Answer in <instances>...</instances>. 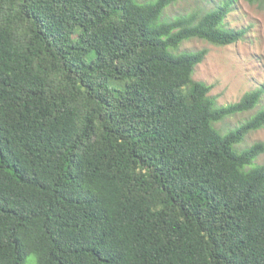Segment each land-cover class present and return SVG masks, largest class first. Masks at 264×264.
<instances>
[{"label": "trees", "instance_id": "trees-1", "mask_svg": "<svg viewBox=\"0 0 264 264\" xmlns=\"http://www.w3.org/2000/svg\"><path fill=\"white\" fill-rule=\"evenodd\" d=\"M0 0V264H264L262 89L192 77L235 0ZM254 1V0H249Z\"/></svg>", "mask_w": 264, "mask_h": 264}, {"label": "rangeland", "instance_id": "rangeland-1", "mask_svg": "<svg viewBox=\"0 0 264 264\" xmlns=\"http://www.w3.org/2000/svg\"><path fill=\"white\" fill-rule=\"evenodd\" d=\"M222 1L178 0L165 9L162 18H172L197 9H210ZM230 9L223 21L226 27L246 30L239 39L222 46L191 38L183 41L178 48V51L207 50L203 60L195 66L192 77L211 86L209 95L214 97L218 105L236 102L244 93L262 89L255 108L228 116L214 124L223 132L236 127L264 107V0H235ZM255 141L264 142V127L248 133L238 147L248 146ZM256 163H264V152L257 157Z\"/></svg>", "mask_w": 264, "mask_h": 264}]
</instances>
